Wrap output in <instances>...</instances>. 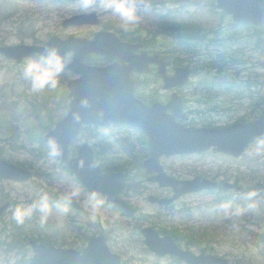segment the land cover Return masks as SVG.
Instances as JSON below:
<instances>
[{"label":"rangeland","instance_id":"374dc122","mask_svg":"<svg viewBox=\"0 0 264 264\" xmlns=\"http://www.w3.org/2000/svg\"><path fill=\"white\" fill-rule=\"evenodd\" d=\"M135 2L138 4V20L134 26L124 27L114 14L98 8L85 10L78 1L0 0V45L44 44L53 35L62 39L69 36L92 38L100 29L116 31V28L139 31L140 36L150 42L161 18L165 17L167 19L164 21L170 22L173 19L177 22L190 19L200 21L203 29L192 34L195 39L190 43H182L170 35L158 33L155 37L157 45L150 49L164 54L170 71L175 66L194 69L190 85L177 89L186 99L185 108L194 112L187 123L196 127L224 128L259 118L264 107V25L236 26L231 15L217 8V0ZM93 11L101 17V25L63 26L64 20ZM177 56H181L184 62L174 63ZM34 57L17 64L0 56V156L36 171L35 178L28 182L0 180V206L7 199L15 202L0 217V264H29L34 252L31 247L23 250L17 248L26 241L14 235L17 230L11 221L18 207H29L30 203L43 195H47L52 212L43 221L40 215L37 224L42 233L43 227H46V238L56 246L82 249L89 239L105 233L112 252L122 255L127 264H186L171 256L155 255L147 248L141 234V228L145 226L164 233L171 226L166 221V214L179 212L183 218L190 213V222L209 238L205 240V236L200 244L191 246L193 252L221 256L231 263L264 264V241L255 236L264 234V227L258 223L261 212L254 207L264 200V191L252 189L255 195L251 201L235 196L237 201L233 202L234 205L239 202L247 204L246 207L242 206L244 212L238 218H225L215 207L218 204L216 198L234 196L233 190L219 194H192L176 201L170 209L160 208L152 204L148 196H171L172 190L147 181L142 162L148 158L149 149L144 135L131 127L89 126L71 145L70 156L74 157L87 136L91 140L93 138L97 161L102 166H116L120 161L129 163L126 167L128 188L125 196L139 207L140 215L130 218L98 196L104 199V204L101 212L94 216L88 206L91 193L65 164L51 155L45 142L39 139V135L45 136L46 133L42 122L48 121L50 114L55 122L58 121L69 104L65 86L67 80L78 76L66 67L72 61L73 54L65 55L67 63L57 86L39 91L33 90L31 81L24 75L26 64ZM88 63L102 64L103 61L91 57ZM144 79L149 87H140L139 98L146 104H151L148 101L150 98L162 103L169 101L171 91L164 90L160 77L155 79L150 75L144 76ZM254 144L240 158L210 151L201 155L163 156L161 164L168 174L180 178L201 175L232 183L240 178L243 188L255 187L259 183L264 184V158L249 155ZM132 184L135 190H130ZM137 186L141 190L139 193L136 192ZM74 187L80 189L81 194L75 199L84 206V211L74 209L68 205V201L63 200L64 195ZM65 203L67 211L58 214L56 209ZM250 204L253 206L249 207ZM37 212L40 214L38 208ZM159 213L163 214V218L157 219ZM6 221L8 227L4 230ZM235 222L240 225L237 226ZM79 227L83 235H88L86 240L85 235L78 234ZM29 233L25 239H28Z\"/></svg>","mask_w":264,"mask_h":264},{"label":"water","instance_id":"95a60500","mask_svg":"<svg viewBox=\"0 0 264 264\" xmlns=\"http://www.w3.org/2000/svg\"><path fill=\"white\" fill-rule=\"evenodd\" d=\"M217 6L231 14L236 25L264 24V0H218ZM100 23L98 14L91 12L75 15L65 20L63 25L70 27ZM50 46H58L64 56L71 51L74 53L73 61L67 67L79 74V77L68 81L70 105L64 119L48 132L45 140L49 147L52 143L57 146V158L67 163L72 173L89 191L97 195L106 193L107 201L113 207L122 208L129 215H135L138 209L121 197L126 188L125 172L103 173L101 166L95 161L94 150L87 138L77 157L69 158L70 145L84 125H131L148 135L151 157L145 161L144 166L149 174L157 172L148 180L159 182L161 187H172L175 192L171 198L149 197L151 202L161 205L171 204L186 193L214 190L218 186L216 181L201 176L187 180L168 175L160 164L162 155L202 153L213 147L215 152L239 157L251 143L264 137V109L255 121L238 122L216 129L186 127L178 122L177 116H186L183 115L184 99L177 92H173L167 105L160 102L146 105L135 95L139 82L131 78L133 71L146 73L151 70L150 64H157L165 78V88L172 89L186 85L190 80L191 70L176 67L175 74L168 76L167 62L159 55H150L148 51L136 54V50L142 47L141 44L124 42L111 31H98L93 39L76 36L62 39L52 36L43 45L20 43L0 46V54L21 63L25 58L39 54ZM93 54L115 61L107 66L88 64L86 61ZM168 108L174 112L167 113ZM33 175L32 171L0 157V179L29 180ZM233 186L225 182L226 188ZM240 190L241 187H238V191ZM70 203L79 208L75 200ZM10 205V201L4 203L0 207V215ZM142 233L148 247L160 256L175 255L189 264H230L228 260L216 255H196L185 250L176 243L173 236H161L155 229L147 227ZM106 241V235L94 237L83 250L56 248L32 241L35 255L30 264H123L122 256L112 253ZM24 247L25 244L19 248Z\"/></svg>","mask_w":264,"mask_h":264},{"label":"clouds","instance_id":"9594fccd","mask_svg":"<svg viewBox=\"0 0 264 264\" xmlns=\"http://www.w3.org/2000/svg\"><path fill=\"white\" fill-rule=\"evenodd\" d=\"M80 7L85 10L98 8L105 12H110L119 18L121 25L124 27L134 26L138 20L136 14L138 4L135 0H80ZM67 59L60 53L58 46L47 47L26 64L24 69L25 78L31 81L33 90L39 91L47 87L54 88L59 83L60 76L64 72ZM49 150L53 156L58 151L54 143L51 144ZM249 155L264 158V137L259 138L250 148ZM80 194V189L74 187L64 195L63 200L66 202L73 198H78ZM234 195L251 201L255 193H236ZM88 201L89 209L94 216L101 212L104 204L102 197H98L97 194L93 193L88 197ZM252 206L251 204L249 205V207ZM215 207L225 218H238L244 212V208L234 205L232 200L221 201ZM37 208L42 221L52 212L47 195L41 196L29 207H18L13 214L17 222L22 223L25 217L32 215ZM56 211L58 214L66 212V203L60 204Z\"/></svg>","mask_w":264,"mask_h":264},{"label":"trees","instance_id":"16d2710c","mask_svg":"<svg viewBox=\"0 0 264 264\" xmlns=\"http://www.w3.org/2000/svg\"><path fill=\"white\" fill-rule=\"evenodd\" d=\"M203 24L200 21H195V20H184L181 22H176V21H164V18H161L159 26L156 28L157 31H155V35L153 38H151L150 42L149 40H144L140 36L139 31L133 32L131 35H129L127 32V37L131 38V40L134 41H143L145 42L146 46H150L151 48H155L157 43L155 37L158 36V33H165L167 35H170L171 37L177 38V40L181 41L182 43L187 42L190 43L193 41L195 38L192 37V34L202 30ZM117 31H122V29H117ZM125 36V34H122ZM148 41V42H147ZM2 44L4 42H1ZM188 61V59H187ZM178 62H184V59L181 56L175 57L174 63ZM53 122V115L50 114V117L48 121H43L42 126L44 130H48L51 128V123ZM42 136V135H39ZM43 139V138H41ZM2 151L0 150V154ZM127 164H129L127 161H120L116 166H108V164H103L106 169H114V170H125L127 167ZM242 180V179H241ZM238 182V181H237ZM260 186V183H259ZM259 209L261 211V216L259 217L258 221L261 222V224H264V203L259 206ZM34 214L37 216L38 212L34 210ZM160 216V214H159ZM11 223H13L15 229L17 230V233L14 235L17 236L20 239H24L29 232L32 231V233H38L37 231V224L32 222L28 217H25L22 223L17 222L16 217L12 219ZM8 227V221L4 223L3 229L6 230ZM172 234L175 236V238L181 242L185 243L187 247H191L193 245H198L200 242L207 236V234H204L197 230L194 226L191 227H185L182 224H173V227L171 229ZM31 234V233H29ZM24 235V237H22ZM256 237H258L261 241H264V234L258 233L255 234Z\"/></svg>","mask_w":264,"mask_h":264},{"label":"flooded vegetation","instance_id":"af4514ba","mask_svg":"<svg viewBox=\"0 0 264 264\" xmlns=\"http://www.w3.org/2000/svg\"><path fill=\"white\" fill-rule=\"evenodd\" d=\"M143 49H145V48H143ZM143 49H141V50H139L138 52H141ZM149 52H150V50H149ZM153 52V51H152ZM99 61H103V63L101 64V65H107V64H111L113 61H106V60H104L103 58L102 59H98ZM157 67H154L153 69H152V72L151 73H149V74H146V75H141L140 73H138V72H132V74H131V78L132 79H137V80H139L140 81V87H142V86H146V87H149V84L146 82L145 83V79H144V76H150V75H153L154 77H155V79L156 78H158L157 77ZM162 80V79H161ZM139 90H140V88L139 89H137L136 90V95L137 96H140V93H139ZM153 99L152 98H150V99H148V101H152ZM186 112L188 113V115H189V118H188V120L190 119V117L192 116V114L194 113L193 111H189V110H186ZM186 125H188V123H187V121H185L184 122ZM140 132V131H139ZM141 133V132H140ZM142 134V133H141ZM222 182L223 181H219V184L221 185L222 184ZM223 189H222V186H220V188H219V190H217L216 192H218V191H222ZM102 197L106 200V196L105 195H102ZM123 197L124 198H126V196H125V193L123 194ZM14 203L15 202H13L12 201V206L14 205ZM83 210V209H82ZM124 215H125V213L123 212V211H121Z\"/></svg>","mask_w":264,"mask_h":264}]
</instances>
